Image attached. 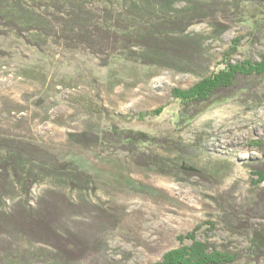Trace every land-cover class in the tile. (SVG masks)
<instances>
[{
    "label": "rangeland",
    "instance_id": "374dc122",
    "mask_svg": "<svg viewBox=\"0 0 264 264\" xmlns=\"http://www.w3.org/2000/svg\"><path fill=\"white\" fill-rule=\"evenodd\" d=\"M251 31L248 22L237 23L215 39L208 23L191 26L190 34L208 38L207 56L204 65L188 73L118 59L100 67L88 52L65 48L52 39L37 46L32 34L27 35L31 43L13 34L0 37V50L6 54L0 57V136L30 141L75 163L94 181V190L80 195L44 179L32 188L30 203L55 189L74 201L83 197L116 217L111 226L103 225L97 215L67 222L72 228H88L87 232L96 226L95 237L103 242L96 254L78 264L156 263L180 246V237L193 232L197 240L216 246L247 245L244 235L220 223L221 211L211 198L232 193L239 204L254 194L255 177L247 162L264 157V82L209 105L182 127L177 126L179 101L171 91L188 89L220 69L222 54L233 40L240 38L233 60L260 61L264 34L256 42ZM158 109L162 112L157 117L140 116ZM105 113L122 128L180 140L174 152L168 154L162 147L155 152L202 168L204 177L187 176L173 167L137 165L124 151L84 149L69 141L70 133L106 127ZM10 205L7 201L6 208ZM251 223L256 227L264 220L259 217ZM6 243L34 252L43 247L19 236H0V245ZM33 264L51 263L39 259Z\"/></svg>",
    "mask_w": 264,
    "mask_h": 264
},
{
    "label": "trees",
    "instance_id": "16d2710c",
    "mask_svg": "<svg viewBox=\"0 0 264 264\" xmlns=\"http://www.w3.org/2000/svg\"><path fill=\"white\" fill-rule=\"evenodd\" d=\"M199 22L212 27L215 39L232 25L248 22L258 42L264 34V0H0V37L13 34L31 43L27 35L32 34L37 46L52 39L65 48L88 52L98 59L100 67L118 59L194 72V67L204 65L207 56L208 38L188 32ZM239 43L240 38L233 40L222 54L220 69L188 89L171 91L179 101L177 126L187 125L209 105L264 82V56L258 62L233 60ZM3 55L5 52L0 50V57ZM161 112L158 109L140 116L157 117ZM105 116L106 127L70 133L69 141L84 149L124 151L137 165L173 167L187 176L204 177L202 168L179 164L155 152L159 147L164 152H174L180 140L122 128L109 114ZM247 165L255 177L251 180L254 194L249 202L237 204L232 193L211 198L221 211L220 223L244 235L247 245L235 249L228 243L216 246L197 240L193 232L180 237L178 248L151 264H264V223L256 227L251 223L259 217L264 220V157L248 161ZM44 179L80 195L94 190L91 175L75 163L62 161L30 141L0 136V236L15 235L43 246L42 251L34 252L9 243L0 245V264H33L39 259L51 264H78L96 254L103 242L95 237L96 226L87 232L88 228H72L67 222L85 219L86 215L96 219L97 215L104 219L103 225L115 223L116 217L105 208L83 197L74 201L55 189L47 190L32 205V188ZM7 201L11 202L8 209ZM208 224L216 229L215 223Z\"/></svg>",
    "mask_w": 264,
    "mask_h": 264
}]
</instances>
